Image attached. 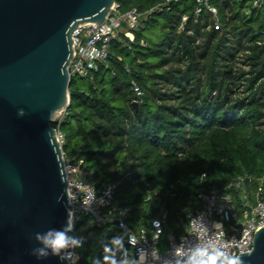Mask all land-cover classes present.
I'll return each instance as SVG.
<instances>
[{"label": "trees", "instance_id": "16d2710c", "mask_svg": "<svg viewBox=\"0 0 264 264\" xmlns=\"http://www.w3.org/2000/svg\"><path fill=\"white\" fill-rule=\"evenodd\" d=\"M250 1L212 0L216 30L194 0H116L123 13L144 14L142 27L133 42L124 34L111 42L92 81L72 78L70 105L54 124L65 160H83L99 190L117 184L105 211L126 209L134 230L151 232V220L165 217L166 231L180 236L202 191L264 178V16L246 14ZM75 230L85 237L77 264H90L99 242L121 231L90 216Z\"/></svg>", "mask_w": 264, "mask_h": 264}, {"label": "water", "instance_id": "95a60500", "mask_svg": "<svg viewBox=\"0 0 264 264\" xmlns=\"http://www.w3.org/2000/svg\"><path fill=\"white\" fill-rule=\"evenodd\" d=\"M115 4L0 0V264H60L31 255L34 233L61 227L73 210L54 124L71 102L74 32L103 24ZM242 254L246 264H264L263 226Z\"/></svg>", "mask_w": 264, "mask_h": 264}, {"label": "built area", "instance_id": "2783aa9c", "mask_svg": "<svg viewBox=\"0 0 264 264\" xmlns=\"http://www.w3.org/2000/svg\"><path fill=\"white\" fill-rule=\"evenodd\" d=\"M194 1L198 5L196 15L201 14L203 9L208 10L214 17L215 29H221L218 11L211 4L212 0ZM248 5L251 7L247 8V15L251 14V10L254 8L261 11L264 16V0H251ZM213 8L215 11H212ZM143 17L144 14L136 7L123 13L120 10V5L116 3L103 24H87L77 29L73 35L75 55L70 67L71 78H85L92 81L94 73L98 71L99 62H106L109 57L111 42L121 34L133 42L135 38L133 30H139L142 27ZM187 20L188 16H183L180 30L184 29ZM135 91L140 94L138 87H135ZM59 137L63 144L64 136L60 130ZM66 172L70 194L69 203L73 206L72 213L75 223L82 222L86 216H90L92 224L97 226L117 221L118 227L122 231L121 222H123L124 226L137 236H145L148 243H154L158 248L164 250L182 236H196L199 227L197 222L201 213L206 215L209 224L215 220L224 221L226 233L223 240L228 245L229 251L236 254L251 251L255 232L260 227H264V178L249 175L239 176L225 187L215 186L208 191H202L198 195L199 205L191 207L187 211V225L184 234L178 236L172 230L166 231L165 217H163L161 219L164 231L158 239L153 241V219L151 220V232L147 228L136 231L126 223L125 215L121 216L120 213H114L111 210L105 211L112 205L117 189L116 183L106 184L99 190L94 180L93 171L83 160H79L77 163L66 161ZM257 182L259 183L258 188L250 194L248 186H253ZM109 190L110 195L107 194ZM92 192H95L97 197H103V203H94L93 211H84L82 201ZM164 237L165 243L163 244ZM133 248L135 250V247ZM77 254L80 259L78 252Z\"/></svg>", "mask_w": 264, "mask_h": 264}, {"label": "clouds", "instance_id": "9594fccd", "mask_svg": "<svg viewBox=\"0 0 264 264\" xmlns=\"http://www.w3.org/2000/svg\"><path fill=\"white\" fill-rule=\"evenodd\" d=\"M18 114L23 116L25 110L19 109ZM107 194L110 195V190ZM57 200L60 202L59 198ZM94 203H103V197H97L92 192L82 201L84 211H93ZM126 212V209H121L120 215L124 216ZM197 223L196 236H182L164 250L148 243L145 236H137L121 222L123 230L99 242L102 255L94 256L90 264H246L243 254L229 251L224 242L226 226L223 220L209 224L206 215L201 213ZM162 225L161 218L152 220L153 241L164 231ZM34 239L36 246L31 249V255L37 261L56 257L60 264H77L79 256L76 250L85 242V237L75 230V217L71 211L61 227H48L35 232ZM130 246L135 247L134 252Z\"/></svg>", "mask_w": 264, "mask_h": 264}, {"label": "rangeland", "instance_id": "374dc122", "mask_svg": "<svg viewBox=\"0 0 264 264\" xmlns=\"http://www.w3.org/2000/svg\"><path fill=\"white\" fill-rule=\"evenodd\" d=\"M156 32H157V34H160L159 30H157ZM157 39H158V37L156 38V40H157ZM63 116H64V113H62V114L59 116V118H58L57 120H58V121L62 120ZM163 241H164V243H165V237L163 238Z\"/></svg>", "mask_w": 264, "mask_h": 264}]
</instances>
